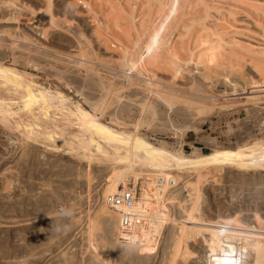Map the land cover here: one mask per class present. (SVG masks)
Listing matches in <instances>:
<instances>
[{
  "label": "rangeland",
  "instance_id": "1",
  "mask_svg": "<svg viewBox=\"0 0 264 264\" xmlns=\"http://www.w3.org/2000/svg\"><path fill=\"white\" fill-rule=\"evenodd\" d=\"M47 1L0 0V264H167L190 203L183 184L191 177L177 169L192 166V146L237 154L202 188L201 217L264 219V95L250 89L264 74V0H204L206 9L198 0L181 2L168 26L169 47L183 60L180 43L188 40L195 61L174 80L165 66L157 77L163 91L204 105L200 114L182 102L169 109L139 79L127 87L116 72L123 50L115 39L131 34L124 6L50 0L55 26L43 30L37 19ZM93 121L129 143H109L88 126ZM179 148L182 161L155 163L154 150ZM132 175L145 178L148 194L141 245L119 241V216L105 203L107 189ZM204 254L197 239L177 264H204Z\"/></svg>",
  "mask_w": 264,
  "mask_h": 264
},
{
  "label": "bare ground",
  "instance_id": "2",
  "mask_svg": "<svg viewBox=\"0 0 264 264\" xmlns=\"http://www.w3.org/2000/svg\"><path fill=\"white\" fill-rule=\"evenodd\" d=\"M105 1L108 2L111 7H113L114 4L117 3L120 6H124L130 19V36L127 37L124 35V39L119 37H117V40L115 39V41L118 43V45L121 46L123 50V56L119 62L121 63L122 69L120 68L121 70L116 72L121 73V75H123L127 79L126 86H132L133 82L130 79L132 77H136L142 82L145 92L153 96L158 101H161L169 109L172 108V105L174 103L182 102L184 106L185 104H194L196 105L198 113L200 111L202 112V109L204 110V108L206 107L201 103L188 101L189 99H178L174 94L170 92L168 93V91H163L160 88V81L158 82L157 77V70L165 66L166 68L168 67L167 69H170L172 71V79L169 80H174L178 75H180L183 66H186L188 63L195 61L194 47L191 45V42H188V40H186V42L184 41V45L180 43V49H182L186 55L185 56L183 53V55L185 56V59L183 60L177 58L172 53L169 47L171 34H167L168 26L178 13V10L181 7V2H183V0H117L116 3L113 0ZM173 2L178 3V10L165 25V29L160 34L159 41L153 48V51L148 52L147 49L149 43L151 42L152 35L158 30L159 25L164 23L165 15L169 11V9L161 7V5L171 4ZM46 3V10H43L44 13L40 11L42 15H40L41 13H39L41 17H38L37 19L38 27L42 28L43 30H46L49 26H55L53 25L55 16H52L51 14L50 0H48ZM198 3H200L203 8L206 9V3L204 0H198ZM157 10L160 11L155 14V11ZM91 12L96 21L97 27L105 34L103 29V21L99 18L98 13L92 8ZM143 22H146L147 26H144ZM37 24L35 26H37ZM188 35V32L184 34V36L189 39ZM105 36L110 38L107 34H105ZM111 38L114 39V37ZM141 51H143L144 53V58L142 61L139 57ZM78 60L79 63H84L85 58L80 57ZM133 62L136 63L137 66L129 70ZM27 64H29V62ZM250 89L252 95L255 93L256 95H264V74L258 82H253ZM115 91H112V93H117ZM105 104L106 103L102 98L98 100L96 104V110L100 114H102L105 110ZM141 139L142 135H139L138 140L142 141ZM182 151L183 150L179 148L174 149L170 153L162 152L158 154V150H154V161L156 164H165L172 167L176 163L182 161ZM216 152L228 151L224 147H215L210 149L209 154H202L199 149L193 148L189 160L192 163V166L188 170L183 168L177 169L178 174L191 177L183 184V189L185 190L190 203L186 210L184 219L177 229L176 240L171 249V253L169 254L167 264H177L179 258L181 256H184V247L193 243L197 239H201L205 246L204 264H216L217 259L221 260L222 264L225 256L229 252L238 251L239 248L244 247L245 241H256L259 243L261 240H264V235H262L261 233V228L264 227V225H262L260 220H257V217H259L257 214H255L254 216V224L244 223L242 220H240L238 215L232 217H219L214 220H205L201 217L200 204L202 188L210 180H217L221 172L224 170V167L228 164L215 162L209 163L208 159L214 156ZM145 158H148V156ZM132 176L133 178H130L129 180H123L121 182H116L115 184L110 186L109 189H107L108 191L105 195V203L109 208L110 213L113 215L112 218L119 216L118 214H115L116 210L118 211V209H113V207L109 203L110 195L115 192H119L120 190H122L131 193L134 187L137 186V211H141L142 207L144 208L146 202L148 203V194H145V192H143L142 190L145 186V178L142 175ZM144 194L145 199L143 198ZM229 221L234 222L229 223ZM210 253L212 254L210 255ZM262 256L263 255L258 256L256 251L249 249L247 259L249 261V264H258V260Z\"/></svg>",
  "mask_w": 264,
  "mask_h": 264
},
{
  "label": "snow or ice",
  "instance_id": "3",
  "mask_svg": "<svg viewBox=\"0 0 264 264\" xmlns=\"http://www.w3.org/2000/svg\"><path fill=\"white\" fill-rule=\"evenodd\" d=\"M84 6L88 7L87 4H85ZM161 7L167 8V9H169V11L165 15L164 23L160 24L158 30L152 35L151 42L149 43L148 49H147L148 52L153 51V48L155 47V45L159 41L160 34L165 29V25L172 18V16L175 15V13L178 10L179 5L177 2H173L171 4L161 5ZM139 57H140V60L142 61L144 58L143 51L140 52ZM209 63H211V61H209ZM136 66H137L136 63L133 62L131 64L129 70H131L132 68H135ZM4 73H5V70L0 69V76H3ZM32 99H33L32 96L28 97L29 101H31ZM29 106L30 105L28 103L25 104V108H28ZM83 115H84L86 121H91V117H89L87 115V113H84ZM88 126L90 128H95L97 130V132L102 133L107 138L109 143H111V142H116L119 144L129 143L130 138L125 139L124 137L119 136L118 134H116V133H114V132H112L106 128H101L99 125H96L94 123V121L90 122L88 124ZM136 144H137V146H140V145H142V142L140 140H137ZM144 147L147 148V146H144ZM259 147H260L261 153H264V143H262ZM148 151L151 152V149H148ZM236 155H237L236 153L216 152L214 154V156H212L208 159V162L209 163H212V162H215V163H231L232 158L235 157ZM260 159L262 161H264V154L261 155ZM260 166L264 167V163H261ZM257 220H260L262 225H264V219H262L261 217H257ZM233 222L234 221H229V223H233ZM153 226L156 227L157 229H159L160 223H155ZM261 233H262V235H264V227L261 228ZM244 243H245V246L239 248L238 251L229 252L225 256V258L223 259L222 264H249V261L247 259L249 249L256 251L258 256L264 255V240H261L259 243L256 241H245ZM222 249H223V245H222ZM146 250L150 251L151 249H146ZM211 254L212 253H210V255ZM216 264H221V260L217 259ZM258 264H264V261H258Z\"/></svg>",
  "mask_w": 264,
  "mask_h": 264
},
{
  "label": "built area",
  "instance_id": "4",
  "mask_svg": "<svg viewBox=\"0 0 264 264\" xmlns=\"http://www.w3.org/2000/svg\"><path fill=\"white\" fill-rule=\"evenodd\" d=\"M137 190L135 186L131 193L120 190L110 195L109 203L113 209H118L119 228L123 236L120 237V242L123 245L131 243L141 245L138 232L141 230L143 219L142 213L137 211Z\"/></svg>",
  "mask_w": 264,
  "mask_h": 264
},
{
  "label": "crops",
  "instance_id": "5",
  "mask_svg": "<svg viewBox=\"0 0 264 264\" xmlns=\"http://www.w3.org/2000/svg\"><path fill=\"white\" fill-rule=\"evenodd\" d=\"M193 148H197V147H193V146H192L191 150H192ZM197 149H199V148H197ZM201 153L204 154L203 152H201Z\"/></svg>",
  "mask_w": 264,
  "mask_h": 264
}]
</instances>
